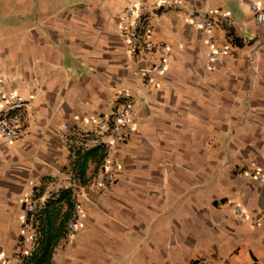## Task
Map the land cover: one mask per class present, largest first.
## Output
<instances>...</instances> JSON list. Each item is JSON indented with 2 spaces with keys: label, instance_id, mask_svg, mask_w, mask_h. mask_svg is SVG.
<instances>
[{
  "label": "crops",
  "instance_id": "1",
  "mask_svg": "<svg viewBox=\"0 0 264 264\" xmlns=\"http://www.w3.org/2000/svg\"><path fill=\"white\" fill-rule=\"evenodd\" d=\"M154 1L0 0V92L25 100L22 135L0 137V261L25 264L35 249L24 205L35 217L71 188L77 227L51 264H264V18L250 9L264 13V0ZM134 3L152 10L164 55L123 39ZM212 10L228 18L211 33L228 49L209 63L208 34L187 13ZM122 89L131 128L106 150L111 180L98 185L90 162L80 185L71 161L85 148L60 126L95 131Z\"/></svg>",
  "mask_w": 264,
  "mask_h": 264
},
{
  "label": "built area",
  "instance_id": "2",
  "mask_svg": "<svg viewBox=\"0 0 264 264\" xmlns=\"http://www.w3.org/2000/svg\"><path fill=\"white\" fill-rule=\"evenodd\" d=\"M179 4L175 1H154L152 10L161 11L169 9H178ZM149 7L140 5L139 3L130 4L121 13L120 33L126 41L130 50L136 53H151L161 51L164 55L168 51V46L158 40L150 30L149 17L151 10ZM250 9L256 15V21L261 22L264 18V13L257 4L252 3ZM190 23L201 27L207 34L206 43L210 46L208 55L209 63L213 62L219 55L224 54L228 49L226 44L218 45L214 37L211 35L212 30L220 24H228V18L224 16L219 10H212L204 14L191 12L187 13ZM166 66V61L162 56L160 61L151 69L145 72H160ZM25 105V100L17 94H6L0 92V137L8 141H14L22 135L24 125L22 119V109ZM133 99L126 89L118 91L115 95L114 109L108 116L102 117L97 122L95 131H81L76 127H69L63 123L60 126V133L70 136L78 137L85 149L91 147H100L105 153L102 164L99 166L98 185L106 186L111 180L112 169L106 162V150L125 140L131 128V107ZM257 178L261 174H256ZM24 217L26 219L25 233L30 242L36 247L38 241V232L36 224L34 223V216L32 214L29 203L24 205ZM80 209L75 204L71 216L66 222V234L62 238L63 241H68L75 233L77 227V219ZM32 250L25 253V257L32 255ZM0 264H22L12 257L2 258Z\"/></svg>",
  "mask_w": 264,
  "mask_h": 264
},
{
  "label": "trees",
  "instance_id": "3",
  "mask_svg": "<svg viewBox=\"0 0 264 264\" xmlns=\"http://www.w3.org/2000/svg\"><path fill=\"white\" fill-rule=\"evenodd\" d=\"M104 155L103 149L98 146L74 151V160L71 162L78 184L85 185L88 182V164L94 162L97 169L102 164ZM74 206L71 188H64L50 196L36 212L34 219L38 241L32 255L25 259V264H51L52 252L66 234L65 225Z\"/></svg>",
  "mask_w": 264,
  "mask_h": 264
},
{
  "label": "rangeland",
  "instance_id": "4",
  "mask_svg": "<svg viewBox=\"0 0 264 264\" xmlns=\"http://www.w3.org/2000/svg\"><path fill=\"white\" fill-rule=\"evenodd\" d=\"M235 210H236V208H235Z\"/></svg>",
  "mask_w": 264,
  "mask_h": 264
}]
</instances>
